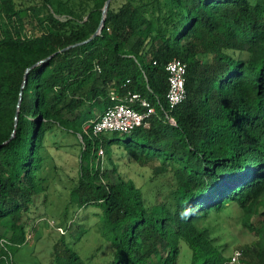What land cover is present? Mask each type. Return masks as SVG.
Segmentation results:
<instances>
[{"label": "trees", "instance_id": "trees-1", "mask_svg": "<svg viewBox=\"0 0 264 264\" xmlns=\"http://www.w3.org/2000/svg\"><path fill=\"white\" fill-rule=\"evenodd\" d=\"M107 1L93 0L84 18L51 15L40 36H29L26 11L0 0V264H18L30 227L47 215L41 171L54 130L83 142L61 227L82 209H99L106 264H180L186 248L191 264H231L199 224L233 205L258 237L240 250V264H264V0H112L93 38ZM176 58L187 65V98L169 112L174 124L158 102L169 110L165 68ZM111 92L140 93L158 114L107 149L91 124ZM101 149L115 172L125 157L158 164L154 190L118 172V182H105ZM79 230L73 242L54 244L51 264H94L97 255L86 263L76 249Z\"/></svg>", "mask_w": 264, "mask_h": 264}, {"label": "rangeland", "instance_id": "rangeland-1", "mask_svg": "<svg viewBox=\"0 0 264 264\" xmlns=\"http://www.w3.org/2000/svg\"><path fill=\"white\" fill-rule=\"evenodd\" d=\"M57 1L61 2L66 11L63 15L56 14L55 10L47 5L44 0H15L17 8L25 10L27 13L25 23L29 36H40L44 31L41 25L42 21L47 20L51 15L62 22L71 19L70 11L74 12L77 17L84 18L93 4V0ZM102 113L101 108L95 112L97 117ZM115 137L126 140V137L119 133L104 134L102 137L103 146L108 149V140ZM82 148L83 142L80 136L59 130H54L48 134L41 171V177L45 179V185L48 189V201L43 210V212H47V215L38 218L30 227L27 233V243L20 247L14 257L18 264H51L54 244L62 236L73 242L81 226L83 234L80 235L81 240L76 245V249L86 263L92 262V256L97 255L94 264H106L109 246L99 234L100 219L95 215L96 212H100L99 209L94 206L82 209L74 218L69 219L67 227H61V223L65 219V212H67L69 195L77 183ZM126 158L128 157L116 162L118 165L116 172L114 167L108 166L106 154L101 158L102 170L108 175L105 182H118V175L120 174L125 180H133L138 187L143 188L145 193L154 190V185L149 184V177L158 164H142L135 159L128 161ZM74 211V208H70L68 212ZM239 212V209L233 205L222 213L212 214L204 224H199L201 229H209L212 237L217 239L215 244L227 258H232L237 250L252 247L258 239L243 225ZM259 222L260 217L255 216L251 224L258 229L260 227ZM87 229L90 230L86 232ZM190 256L191 252L186 248L180 264H191Z\"/></svg>", "mask_w": 264, "mask_h": 264}, {"label": "built area", "instance_id": "built-area-1", "mask_svg": "<svg viewBox=\"0 0 264 264\" xmlns=\"http://www.w3.org/2000/svg\"><path fill=\"white\" fill-rule=\"evenodd\" d=\"M97 70L100 72V68H97ZM165 70L168 73L169 88L166 98L169 110L160 102L158 104L166 118L175 124V120L169 112L187 98V65L182 60L176 58L166 65ZM110 100L111 105L91 124L93 136L109 133L131 134L140 127H147L148 120L158 114L156 106L149 98L140 93L128 92L120 95L119 93L111 92ZM88 128L89 126L86 127V129ZM99 155L101 157L104 156L103 149L99 151ZM242 255L240 250L235 251L230 263L240 264Z\"/></svg>", "mask_w": 264, "mask_h": 264}, {"label": "water", "instance_id": "water-1", "mask_svg": "<svg viewBox=\"0 0 264 264\" xmlns=\"http://www.w3.org/2000/svg\"><path fill=\"white\" fill-rule=\"evenodd\" d=\"M111 2H112V0H108L107 3H106V5H105V7H104V9H103V18H102L101 26H100L99 30L96 32V34L93 36V38L96 37V36H98L100 34L101 30L103 29L104 23H105V19H106V16H107V12H108V9H109V6H110ZM89 41H91V40H88L87 42H89ZM30 70L31 69H29L27 71V73H26L25 85L27 83V75H28V73H29ZM22 95L23 94H21V97H22Z\"/></svg>", "mask_w": 264, "mask_h": 264}]
</instances>
